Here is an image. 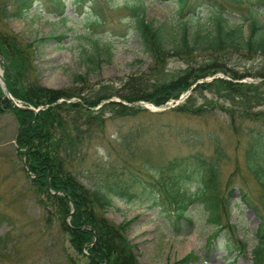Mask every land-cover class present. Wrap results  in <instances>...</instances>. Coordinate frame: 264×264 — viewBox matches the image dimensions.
Listing matches in <instances>:
<instances>
[{
	"label": "trees",
	"instance_id": "obj_1",
	"mask_svg": "<svg viewBox=\"0 0 264 264\" xmlns=\"http://www.w3.org/2000/svg\"><path fill=\"white\" fill-rule=\"evenodd\" d=\"M33 1L15 0L13 10H2L1 18L24 17L32 9ZM176 1V20L159 24L148 18L146 0L128 1L124 7L129 12L128 34H135L151 62L141 74H131L117 92H110L111 87L107 85L108 91L104 94L93 92L86 95L87 92L79 88V84H87L88 73L74 74L73 86L67 89L42 85L34 58L35 42H25L8 27L0 28V63L11 94L28 105L42 107L38 113L16 107L4 96L0 85V112H11L18 120L20 157L25 158L35 176L31 178L30 191L45 212L54 208L62 231L80 256L73 258L72 264H139L128 238L131 223H115L105 213L113 197L132 200L140 197L139 190L147 197L152 194L154 200L158 194L178 234L189 233L195 228L189 210L196 203L201 204L208 212L207 223L214 228L207 237L208 245L212 246L222 236L228 253L245 252V243L229 221L232 211L230 198L234 189L227 191L228 186L226 188L221 182L222 163L227 154L217 136L211 138L215 140L211 153L197 150L172 158L163 167L152 166L145 160L143 165L151 174L134 166L136 157L135 151L129 147V136H124L121 144L131 160L97 165V176L85 173L86 170L80 166L86 161L97 128L103 131L104 120L92 114L93 108L102 102L100 112L107 106H118L121 111L133 114L146 109L136 104L138 101L160 106L191 90L186 102L178 106V111L186 112L189 109L186 104L196 91L214 85L245 96L242 90L246 88L222 77H215L210 82H197L219 73L242 77L229 69L226 63L229 57L237 52H264V22L259 19V10L255 5H247L248 15L235 22L230 10L247 0ZM57 9L63 16L66 9L64 0L59 2ZM104 19L97 13L94 22L100 23ZM245 25L248 27L246 34ZM93 37L88 38L92 51L85 48L84 55L92 64L101 65L111 58L113 44ZM171 56L192 59L168 79L157 73ZM138 62L143 60L138 59ZM115 96L121 101L110 100ZM74 97L76 101H68ZM253 97L259 96L255 94ZM62 98L64 101L59 102ZM231 114L234 119L233 112ZM241 116L248 123L243 124L242 121L237 125L233 122L232 129L235 135L244 133L250 138L246 164L260 185L264 198V110L244 109ZM82 178L90 187L83 183ZM192 181H196L194 190L189 185ZM243 200L253 206L245 195ZM257 239L252 263L264 264V218L257 230ZM197 259L198 256L191 252L179 263Z\"/></svg>",
	"mask_w": 264,
	"mask_h": 264
},
{
	"label": "rangeland",
	"instance_id": "obj_2",
	"mask_svg": "<svg viewBox=\"0 0 264 264\" xmlns=\"http://www.w3.org/2000/svg\"><path fill=\"white\" fill-rule=\"evenodd\" d=\"M58 1L61 0H34L32 9L24 17L1 18L2 10H13L15 0H0V28L8 27L25 42H35L34 58L42 85L67 89L73 86L74 74L88 73L87 84L78 85L86 95L104 94L108 91L107 85L111 87L110 92H117L131 74H141L150 64L151 59L135 34L127 31L129 12L124 7L129 0H64L63 16L57 9ZM146 1L147 16L156 24L176 20V0ZM247 5H255L263 23L264 0H247L231 9L233 21L240 22L241 16L248 15ZM97 13L104 16L103 22H94ZM244 31L248 33L247 25ZM92 35L113 44L111 58L101 65L92 64L84 55L85 48L92 51L88 42ZM191 59L171 56L157 74L169 79ZM226 63L232 73L243 76L235 78L225 73L218 76L242 85L246 88L242 90L245 96L214 85L196 91L186 104L189 108L186 112L178 111V106L187 98L166 109L142 105L146 109L133 114L121 111L118 106H107L100 112L103 102L93 108L92 114L104 120V125L102 132L97 128L86 161L80 165L87 174L97 176V165L131 160L121 144L124 136L131 138L129 147L135 151L134 166L147 174L151 173L143 165L145 160L152 166L163 167L168 160L197 150L211 153L214 135L221 140L227 154L222 163L221 182L226 188L228 186L227 191L234 189L229 221L245 243V252L228 253L222 236L212 246L208 245L207 237L214 228L207 223L208 212L201 204L196 203L189 210L195 228L189 233L178 234L158 194L154 200L152 194L147 197L139 190L140 197L132 200L113 197L105 212L115 223H131L128 238L139 264H181L179 261L191 252L198 259L185 264H252L253 249L258 242L257 230L264 218V198L246 164L250 138L244 133L235 135L232 123H248L241 116L244 109L264 110V52H237ZM0 72H3L1 63ZM255 94L259 97H253ZM198 108L200 110L196 111ZM18 132L17 118L11 112H0V264H72L73 258L80 256L62 231L54 208L45 212L30 191L32 179L27 177L17 153ZM82 181L90 187L86 180L82 178ZM189 185L194 190L196 181ZM243 195L254 207L244 202Z\"/></svg>",
	"mask_w": 264,
	"mask_h": 264
},
{
	"label": "water",
	"instance_id": "obj_3",
	"mask_svg": "<svg viewBox=\"0 0 264 264\" xmlns=\"http://www.w3.org/2000/svg\"><path fill=\"white\" fill-rule=\"evenodd\" d=\"M0 79H1V83H2L3 88H4L5 95H6L10 100H12V102H14V104H15L17 107H20V108L25 109V110H32V111H34V112H36V113L38 112V110H39L40 108H34V107H32V106H26V105H23L20 101H18L16 98H14V97L12 96V94L10 93L9 88H8V86H7V84H6L5 80H4V77H3V75H2L1 73H0ZM207 81H209V80H207ZM189 94H190V91H188L187 93H185L184 95H182L179 101H181V100H183L184 98H186ZM170 105H171V103H167V104L165 105V108H168ZM26 169L28 170V166H27V165H26ZM28 173L30 174V171H29V170H28Z\"/></svg>",
	"mask_w": 264,
	"mask_h": 264
}]
</instances>
